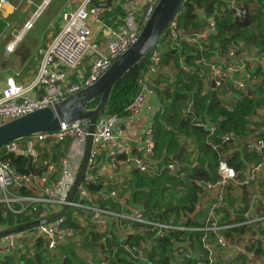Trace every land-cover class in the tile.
I'll return each instance as SVG.
<instances>
[{"label":"built area","instance_id":"1","mask_svg":"<svg viewBox=\"0 0 264 264\" xmlns=\"http://www.w3.org/2000/svg\"><path fill=\"white\" fill-rule=\"evenodd\" d=\"M119 1L131 10L143 8V23L139 25L130 16L126 20V31L100 53L90 39L89 21H98L104 11L88 8L90 0H84L74 11L63 13L59 32L42 50L34 79L21 85L16 82V76L6 78L0 89V127L92 86L137 42L161 0ZM195 1L184 0L164 35L170 49L181 45L190 49L186 53L179 52L178 66L169 68L166 78L172 84L181 75L197 74L207 82L206 89L214 95L219 106L232 111L245 98H258L264 84V45L258 47L256 39L251 44L239 39L228 46L218 44V23L229 12L241 21L240 8L245 0H215L220 6L213 16H207L203 9L196 11L205 19L203 28L191 32L180 30V11L184 5ZM10 7V0H0V12ZM41 10L39 7L8 43L6 52L15 50ZM164 50L160 45L149 55L142 88L124 109L125 115L102 116L97 120L85 172L72 200L69 196L86 149L87 121L61 124L55 132L38 133L0 149V204L6 207L18 204L22 211L31 209L35 215L32 222L49 220L29 235L31 242L27 249L31 250L35 241L40 240L49 255L62 262L66 250L76 249L84 235L82 230L89 227L95 234H105L104 240L113 241L117 247L103 256L104 259L89 258L85 264H109L118 248L124 251L122 258L131 264H264V255L255 252L256 248L264 251V107H256L245 118L244 136L218 134L217 124L222 118L214 121L208 116L197 117L194 95H199V91L196 86L189 92L184 91L188 99L180 121H188L203 131L204 147L217 154L214 180L195 181L198 195L205 193L206 196L200 207L202 213L196 214L194 224H189V217L182 214L176 219L174 216L163 219L156 214L160 209L152 212L142 205L132 204L130 192L121 187L125 171H137L148 177L166 173L173 179L188 178L185 168L177 162L159 165L153 125L132 139L123 140L115 135L116 128L124 120L140 118L149 99L155 97L154 82L166 69L161 63ZM89 54L96 56L86 74L76 82H67L66 72L78 69ZM37 92L40 96L33 97ZM64 143L69 149L60 159L58 173V167L45 160L42 163L46 171L40 176L19 174L1 158L14 154L32 159L33 165L40 161L41 149ZM199 152L197 140L193 139L188 148L191 160L183 161L192 166ZM102 162L108 167L105 176L99 172ZM94 186L99 188L90 189ZM23 190L32 194L21 195ZM108 203L113 206L105 205ZM64 208L67 209L61 218L51 220ZM68 222L80 229L75 230L67 225ZM19 237L20 234L0 238V264H5L13 255H20ZM164 239H167V247L162 254L159 247Z\"/></svg>","mask_w":264,"mask_h":264},{"label":"trees","instance_id":"2","mask_svg":"<svg viewBox=\"0 0 264 264\" xmlns=\"http://www.w3.org/2000/svg\"><path fill=\"white\" fill-rule=\"evenodd\" d=\"M259 1V0H258ZM260 2V1H259ZM219 3L215 0H196L193 4H186L184 8L180 11L179 15V28L184 32L196 31L204 27L203 23L200 22L196 11L198 9H203L206 12L207 16L211 17L215 14V10H218ZM264 6L255 11H250V21L251 24L249 28L245 30L238 31L233 35L234 31V18L231 12L226 13L225 17L218 23L219 38L218 44L222 46H228L236 40H242L246 44H251L256 39V45L262 47L264 45V11H262ZM250 27H253V30H250ZM5 28V23L0 19V34ZM260 31V32H259ZM165 37L163 36L158 43V46L165 44ZM158 46L156 48H158ZM187 50L190 51L186 46H176L174 50L165 49L161 54V63L166 67H177L179 52L186 53ZM188 58H190L188 56ZM189 62L190 59H187ZM190 63V62H189ZM136 70L134 73L135 79L130 78L128 73L131 70ZM145 70V69H143ZM130 71L122 78V80L114 87L110 97L108 99L105 114L103 116H124V109L130 103L137 93V66H134ZM202 78L195 75H181L178 80L170 85V89L174 90L170 92V89L166 92L171 95L168 96L170 102L166 106H162V112L157 115L156 120L153 125V129L156 133V157L159 160V165H165L171 161L173 154L177 153L179 150V137L178 133L182 135H192L195 140H197V147L199 148L201 157L198 158L197 167L189 169V171L184 170L188 175L187 179L178 180L173 179L172 177L163 173L160 176L148 177L143 174L138 173L137 171L131 172V179L127 182L128 190L131 195V203L134 205H142L148 211L159 210L161 218L167 219L170 216L179 217L178 207H171V203L174 201L175 195L178 192H183L184 196L178 202L177 205H181L182 209H187L191 211L194 207V203L198 201L199 195L198 187L195 183L196 180H214L215 178V164L217 162V154L207 150L204 146L205 133L200 129H196L191 126L188 121H179L182 109L185 107V101L188 99V95L184 91H191L194 85H197V88L201 86ZM200 89V88H199ZM195 96V106L197 110V117L202 116L203 114L212 118V120H217L219 117L222 118L220 123L217 124V133H232L237 136H244L245 134V125L246 117L254 112L256 107H264V84L260 87L258 98H245L242 104L238 105L232 111H226L225 109L219 106V102L214 98L213 94L198 97ZM99 103V100H95L91 103L88 108L93 109ZM159 118L163 120V123L171 125L172 130L168 131L164 128V125L160 122ZM179 135V136H180ZM2 160L8 161L10 166L15 169L19 174L28 175L30 174L27 165L29 160L23 156H18L14 154L2 155ZM40 161L33 166H37V170L44 168L42 162L47 158L43 153H39ZM199 163H203L199 167ZM178 186V187H177ZM177 187V189H176ZM98 186L91 187L90 189L96 190ZM170 191L174 194L172 197L165 196V194ZM177 191V192H175ZM27 194L29 192L23 190L21 195ZM165 199H169L168 202H165ZM112 207V204H105ZM162 212V213H161ZM155 214V213H149ZM184 214V213H181ZM34 212L31 209H28L26 213L13 214L7 211V208L4 204H0V230H8L21 225L31 223L33 221ZM69 220L67 216V221ZM190 224H194L191 222ZM67 225L74 228L75 230L80 229L78 225L68 222ZM197 235V234H196ZM198 238V236H196ZM84 236V235H83ZM82 236V238H83ZM86 238V236L84 237ZM189 238L192 239V236L189 235ZM108 249H105L103 252L111 253L115 247H117L113 241H108ZM133 244L136 241L132 242ZM167 247V239H164L160 243L161 253H165ZM32 252L30 250H25L21 252L18 256H11L7 258L5 264H62L61 261L50 256L46 249L43 247V243L40 240H36L34 246L32 247ZM72 251H74L72 249ZM70 252V256L66 255L65 264H85L83 261L78 260L74 257L73 252ZM120 253L124 251L118 248ZM256 254L264 255V251L260 248L255 249ZM155 255L153 254L152 257ZM11 258L17 259V262H13ZM115 260L118 264H131L123 258L115 257ZM163 261V260H162Z\"/></svg>","mask_w":264,"mask_h":264},{"label":"crops","instance_id":"3","mask_svg":"<svg viewBox=\"0 0 264 264\" xmlns=\"http://www.w3.org/2000/svg\"><path fill=\"white\" fill-rule=\"evenodd\" d=\"M27 1H29V4H32L31 5L32 7H28V6L24 5L23 3L19 4L18 0H10V2H11L10 9H4L0 12V14L3 13L5 15V17H7V15L11 14V10H14V9L19 10L20 8H23L22 14L25 15L24 23L22 25V27H23L26 22H28L32 19V17L37 12L39 7H42V10L39 12V15H40L41 12L48 6V4L50 3L51 0H34V1L33 0H27ZM39 1H40V3L36 7V5ZM83 1L84 0H64L63 2H59L55 6L54 13H53V19L55 20V23H53V22L50 23V26L48 27L47 31L44 34V38H42L38 43L35 44L36 48H35L34 52H30L27 49V47H24V49H20L19 52H18V50L17 51L15 50L14 52H11V53L6 52V50L4 49V55L6 57H8L9 55H12L13 53H16L18 55V58L15 57L14 59H11L9 61H5L6 66L8 68H10L11 72L13 73L9 76H16L15 77L16 82L21 84V85H26L34 79L38 65H39V62H40V59H41V56H42V50L45 48L46 45H48L51 42V40L54 38V36L60 30V27L62 25V21H60L61 15L63 13L74 11L78 7V5ZM257 1L258 0H245V2H247L249 4V11H255V10L259 9L258 7L260 5L259 4L260 2H257ZM97 3H108V4L104 7H97L96 6ZM12 4L18 5V7L14 8L12 6ZM263 6H264V2L262 3V7ZM35 7H36V10H33ZM88 8H100L104 11L103 17L101 19H99L98 21L94 20V19L89 21L90 39L97 46V51L100 53L105 51L106 46L110 41L114 40L118 35H120L126 31V20L130 16H133L134 20L139 25H141L143 23V16H144L143 8L139 9V10H134V9L131 10L130 8L126 7L123 3H121L119 0H90ZM196 14L199 17L200 22H202L203 25H205V21H204L205 19H203L198 12ZM39 15H38V17H39ZM12 25H13V27H12L13 30H15L17 28V25L14 23H12ZM32 26H33V24H32ZM22 27L18 28L19 32L22 29ZM22 37H21V39H22ZM161 46L166 50L170 49L169 43H167V42L165 44H162ZM16 47H17V45H16ZM95 56L96 55L89 54L88 56L85 57L84 61L81 63V65L79 66L78 69H76L74 71H67L66 72L67 82H69V83L76 82L77 78L84 76L86 74L88 68L90 67L91 63L94 61ZM143 69L146 70V65L144 66ZM145 70H142V72L140 74L137 71V75H138L137 80H136L137 93L142 88V85L144 82ZM168 72H169V67H166V69L164 70V74L162 76H159L155 80V82H154L155 97L149 99L148 105L145 107L142 116L140 118L132 120V121L124 120L121 123V125L118 126L115 130V135L117 137H120L123 140L132 139L136 135H138L140 132H142L147 126L154 125V122L156 120L157 115H159L163 110L162 106L164 104H165L164 106H166L170 102L169 99H166L164 96L162 97V93H164L165 91L167 92L170 89V85H171V82H169L168 78H166V73H168ZM130 74L131 75H128V76L130 78L135 79V76L133 75L134 73L132 71H130ZM9 76H6L5 79L2 82H0V89L4 86L5 80ZM206 84H207V82L204 81V79H203L201 82V86L199 87L200 89L197 88L199 91L198 97H203V96H207V95L212 94V93H210V91L208 89H206ZM195 86L197 87L196 84L194 85V87ZM39 96H40L39 92H37L33 95V97H39ZM160 122L164 125L163 120L159 118V123ZM122 125H124V129H122ZM193 139H194V137L190 134H188V135L186 134V135H182V136L180 135V137H179V141H180L179 145H181L182 143H187V146L185 147V149L182 153V156H181V162L183 164L181 166H183L185 168L183 170L193 169V166L195 165V162L192 163V166H190L188 163L183 161L186 159L188 162H190V160H191L190 156L188 155V148H189L190 143L193 144ZM179 148H180V146H179ZM68 149H69L68 144L64 143L62 145H54V146L45 147V148L41 149L39 151V153L40 154L43 153L44 155H46L47 156L46 161L51 162L52 166L58 167L56 169V172L58 173L60 171L59 170L60 169V166H59L60 159L66 155ZM177 153L173 154V156L176 155ZM199 155H201L200 152H199ZM198 158H196V160H194V161H197ZM71 164H73L72 161H71ZM179 166H180V164H179ZM100 168H101V171H99L100 175H102V176L107 175L108 167L104 164V162H102V164L100 165ZM32 169L34 172H37V171H42L45 168L37 170V166L32 165ZM79 171H80V169H79ZM79 171H78V173H79ZM131 172L132 171H125L124 175H123V183H122L123 185L121 187L125 188L126 190H128L127 182L131 179ZM41 174H43V173H41ZM28 192H29V195L32 194L30 191H28ZM175 192H177V191H175ZM168 193H170V191H168ZM172 193L169 195L170 197H172ZM201 195H203L202 198H200ZM183 196H184L183 192H178V194L174 196L175 200H177V201H173V203H171V204L172 205L175 204L174 207H176V206L178 207V213L180 210H182V212L185 211V213L182 215L189 217V224L191 222L194 223V220L196 218V214L202 213V211L200 210V207H201V203L204 202L202 199L206 195H205V193H201L199 195L198 201L196 203H194V207L191 211H189L187 209L183 210L181 205H177ZM168 201H169V199H168ZM186 210H187V212H186ZM192 211H194V212L191 213ZM180 215H181V213H180ZM29 235L27 236L26 241H24V242L21 241V239L23 238L22 234H20V237L18 238L19 245H22V247H21L22 251H25L27 245L29 246V244L31 242V240L29 239Z\"/></svg>","mask_w":264,"mask_h":264},{"label":"water","instance_id":"4","mask_svg":"<svg viewBox=\"0 0 264 264\" xmlns=\"http://www.w3.org/2000/svg\"><path fill=\"white\" fill-rule=\"evenodd\" d=\"M183 2L184 0H161L144 25L137 42L129 48L122 57L114 62L109 70L92 86L62 101L56 102L53 105H49L42 110L30 113L1 126L0 149L10 143L24 140L38 133L55 132L60 128L61 124H72L82 120L87 121L88 136L86 149L80 171L69 196V200H72L77 193L85 172L91 148V135L94 131L95 124L97 120L105 114L106 105L112 90L134 66H137L139 74L142 72L149 55L156 49L161 38L166 34L169 23L181 9ZM107 4L108 3H97L96 6L104 7ZM240 10L243 17L241 21L236 18L234 19L233 35L240 30L249 28L251 24L249 4L243 2ZM62 15L60 21H62ZM97 99L99 103L96 107L89 109L88 106ZM122 129H124V125H122ZM186 146L187 143H182L178 153L171 157V161L183 165L181 156ZM27 169L33 177H38L41 173L46 171L45 168L42 171L34 172L32 169V159H29ZM202 197L203 195L200 196V198ZM66 209L67 208H64L57 216L51 218V220L61 218L65 214ZM48 222L49 220L35 221L9 230H4L0 232V238L22 234L23 238L21 241L24 242L35 228ZM65 262L66 258L62 260L63 264H65Z\"/></svg>","mask_w":264,"mask_h":264},{"label":"rangeland","instance_id":"5","mask_svg":"<svg viewBox=\"0 0 264 264\" xmlns=\"http://www.w3.org/2000/svg\"><path fill=\"white\" fill-rule=\"evenodd\" d=\"M18 1H19L18 2L19 4L23 3L24 5H26L28 7H32L31 6L32 4H29V1H27V0H18ZM63 1L64 0H51L50 1L48 6L41 12L39 17H37V19L34 20L31 30L28 31L27 33H25V35L22 37V39L18 42L17 47L15 49L16 51L18 50V52H19L20 49H24V47H27V49L30 52L35 51V48H36L35 44L38 43L42 38H44V34L47 31L48 27L50 26V23L51 22L55 23V20L53 19V13H54L55 6L59 2H63ZM259 1H260V3H259L260 5L258 8H260L262 6V3L264 2V0H259ZM259 1H257V2H259ZM39 3H40V1L37 3L36 7L39 5ZM12 6L14 8L18 7V5H14V4H12ZM36 7L33 10H36ZM22 9L23 8H20L19 10H15V9L11 10V14L7 15V17H5V15L3 13L0 14V19H2V21H4L6 23L5 28L2 30V32L0 34V82H2L6 76L13 74L11 72V69L6 66L5 61H9L11 59H14L15 57L18 58V55L16 53H13L12 55H9L8 57H6L4 55V49L6 50V46L8 45V43L12 42L14 40L15 36L18 35V33H19L18 28H21L23 23H24L25 15L22 14ZM12 23L17 25V28L15 30H13V28H12L13 27ZM250 30H253V27H250ZM131 71L133 73H135L136 70L134 69ZM129 75H131L130 72H129ZM173 90L174 89L171 88L170 92H172ZM170 95L171 94L170 93L167 94L166 91L164 93H162V97L164 96L166 99H168V96H170ZM202 116H207V115L203 114ZM181 117L182 116L180 115V117L178 118L179 121L182 120ZM164 128H166L168 131H170V130H172L173 127L169 124L164 123ZM179 135L180 134L178 133L177 136L180 137ZM201 156H202V154L199 155V157H201ZM197 165H198V162L195 161V165L193 166V168L197 167ZM202 165H203V163H199V167ZM187 171H189V170H187ZM177 187H176V189H177ZM171 193L172 192H170V193L167 192L165 194V196L167 197ZM173 194L174 193H172V195ZM172 198H174V197H172ZM174 201H177V200H175V198H174ZM6 208H7L8 212L13 213V214L26 213L27 212L26 210L22 211V206H20L18 204L17 205L16 204H9V207L7 206ZM176 218L177 217L174 216V219H176ZM32 219H33V217H32ZM1 231H4V230L1 229L0 232ZM82 231H83L84 236L81 239L78 247L76 249H74V251H72L71 249H67L66 255L70 256L69 253L72 251L74 254V257L78 260L83 261L84 263H86V261L89 258L93 259L94 261L104 259L103 256H105L108 253L103 252V251L105 249H108L107 243H109L108 242L109 240L108 241L104 240V239H106L105 234H95L94 232H92L89 229V227H86ZM85 236H86V238H84ZM29 249L30 248H28L27 250H29ZM30 251L32 252V250H30ZM116 256H118V258L119 257L122 258V253L115 252L114 255L108 261V263L109 264H118V262L115 260ZM55 258H56V256H55ZM11 260L12 261L14 260L13 262H15V261L17 262V259H14V258H11Z\"/></svg>","mask_w":264,"mask_h":264}]
</instances>
